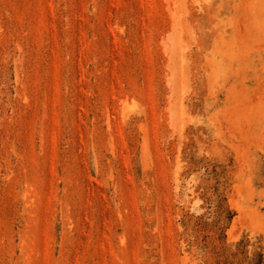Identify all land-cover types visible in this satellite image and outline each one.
<instances>
[{"label":"rangeland","instance_id":"rangeland-1","mask_svg":"<svg viewBox=\"0 0 264 264\" xmlns=\"http://www.w3.org/2000/svg\"><path fill=\"white\" fill-rule=\"evenodd\" d=\"M0 264H264V0H0Z\"/></svg>","mask_w":264,"mask_h":264}]
</instances>
